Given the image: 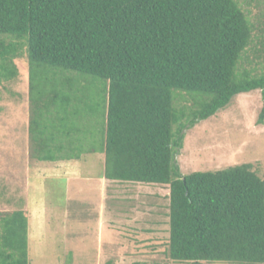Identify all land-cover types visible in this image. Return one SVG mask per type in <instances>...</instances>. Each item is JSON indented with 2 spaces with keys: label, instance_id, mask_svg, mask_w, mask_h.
Instances as JSON below:
<instances>
[{
  "label": "trees",
  "instance_id": "trees-1",
  "mask_svg": "<svg viewBox=\"0 0 264 264\" xmlns=\"http://www.w3.org/2000/svg\"><path fill=\"white\" fill-rule=\"evenodd\" d=\"M241 1L0 0V83L27 63L29 158L100 153L106 181L167 186L173 262L264 264V179L249 163L182 175L175 160L238 94L260 90L264 123ZM27 227L0 214V264H29Z\"/></svg>",
  "mask_w": 264,
  "mask_h": 264
},
{
  "label": "rangeland",
  "instance_id": "rangeland-1",
  "mask_svg": "<svg viewBox=\"0 0 264 264\" xmlns=\"http://www.w3.org/2000/svg\"><path fill=\"white\" fill-rule=\"evenodd\" d=\"M241 6L254 26L242 68L260 73L264 0ZM16 65L17 80L0 83V214L25 212L29 264H235L167 257V186L106 181L100 153L60 163L29 158L26 58ZM261 108L260 90L241 93L186 130L175 158L181 174L249 163L264 179Z\"/></svg>",
  "mask_w": 264,
  "mask_h": 264
},
{
  "label": "crops",
  "instance_id": "crops-1",
  "mask_svg": "<svg viewBox=\"0 0 264 264\" xmlns=\"http://www.w3.org/2000/svg\"><path fill=\"white\" fill-rule=\"evenodd\" d=\"M54 163H56V162H54ZM60 163V162H59Z\"/></svg>",
  "mask_w": 264,
  "mask_h": 264
}]
</instances>
